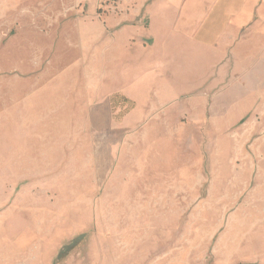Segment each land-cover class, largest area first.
Wrapping results in <instances>:
<instances>
[{
	"label": "rangeland",
	"instance_id": "obj_1",
	"mask_svg": "<svg viewBox=\"0 0 264 264\" xmlns=\"http://www.w3.org/2000/svg\"><path fill=\"white\" fill-rule=\"evenodd\" d=\"M250 1L195 42L159 13L130 19L129 0H0V34L42 36L47 78L87 67L138 100L125 121L133 102L94 105L64 146L0 155V264H264V0Z\"/></svg>",
	"mask_w": 264,
	"mask_h": 264
},
{
	"label": "crops",
	"instance_id": "obj_2",
	"mask_svg": "<svg viewBox=\"0 0 264 264\" xmlns=\"http://www.w3.org/2000/svg\"><path fill=\"white\" fill-rule=\"evenodd\" d=\"M129 3L135 6L130 9V19H138L136 16L142 9L150 20L155 12L159 13L164 20L173 19L171 31L177 30L195 42L213 40L216 33L223 32L230 22H234L230 17L240 15L248 5L247 0H129ZM250 3L252 13L260 3L258 0ZM0 10L6 12L1 5ZM121 20L125 21V18L121 17ZM128 32L127 28L119 31L118 36L122 39L119 48L122 52L129 48L125 53L136 52L133 45L138 40L134 38L139 35ZM39 37L42 38L22 33L14 37L0 34V155H28L48 151V147L64 146L65 136L76 139L86 132L91 121L89 111L94 105L111 104L117 95L134 103V107L123 115V121L138 114L135 89H111L98 73L94 74L96 81L93 82L87 67L80 73L75 68L67 75L47 78L41 64L44 48L37 43ZM27 42L31 43L30 47ZM170 46L171 42H165L161 50ZM29 52L40 60L39 64L31 67ZM167 73L170 71L163 70L164 75ZM160 93L163 97L170 96L168 88ZM79 111L88 112L86 123H81ZM54 151L65 149L55 148Z\"/></svg>",
	"mask_w": 264,
	"mask_h": 264
},
{
	"label": "trees",
	"instance_id": "obj_3",
	"mask_svg": "<svg viewBox=\"0 0 264 264\" xmlns=\"http://www.w3.org/2000/svg\"><path fill=\"white\" fill-rule=\"evenodd\" d=\"M85 235H78L76 236L74 239H72L71 242L65 244L62 248L59 249L58 256L63 255V254H68V252H70L72 250V248L78 244L79 242H81L83 240ZM57 256V257H58Z\"/></svg>",
	"mask_w": 264,
	"mask_h": 264
}]
</instances>
